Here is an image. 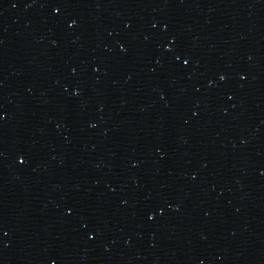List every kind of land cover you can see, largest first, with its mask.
I'll list each match as a JSON object with an SVG mask.
<instances>
[{
	"label": "water",
	"instance_id": "95a60500",
	"mask_svg": "<svg viewBox=\"0 0 264 264\" xmlns=\"http://www.w3.org/2000/svg\"><path fill=\"white\" fill-rule=\"evenodd\" d=\"M0 264H264V0H0Z\"/></svg>",
	"mask_w": 264,
	"mask_h": 264
}]
</instances>
